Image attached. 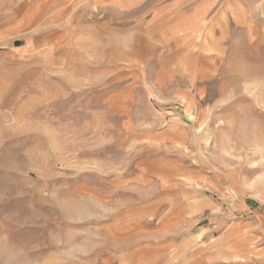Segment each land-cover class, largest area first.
I'll return each mask as SVG.
<instances>
[{
	"label": "rangeland",
	"instance_id": "1",
	"mask_svg": "<svg viewBox=\"0 0 264 264\" xmlns=\"http://www.w3.org/2000/svg\"><path fill=\"white\" fill-rule=\"evenodd\" d=\"M0 264H264V0H0Z\"/></svg>",
	"mask_w": 264,
	"mask_h": 264
},
{
	"label": "crops",
	"instance_id": "2",
	"mask_svg": "<svg viewBox=\"0 0 264 264\" xmlns=\"http://www.w3.org/2000/svg\"><path fill=\"white\" fill-rule=\"evenodd\" d=\"M184 1H187V0H184ZM189 1V0H188Z\"/></svg>",
	"mask_w": 264,
	"mask_h": 264
}]
</instances>
